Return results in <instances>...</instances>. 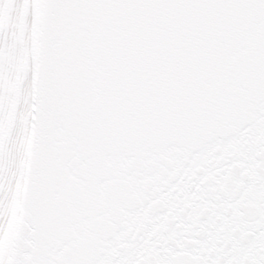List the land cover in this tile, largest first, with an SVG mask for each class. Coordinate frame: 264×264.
Instances as JSON below:
<instances>
[{
  "label": "snow or ice",
  "instance_id": "snow-or-ice-1",
  "mask_svg": "<svg viewBox=\"0 0 264 264\" xmlns=\"http://www.w3.org/2000/svg\"><path fill=\"white\" fill-rule=\"evenodd\" d=\"M0 264H264V0H0Z\"/></svg>",
  "mask_w": 264,
  "mask_h": 264
}]
</instances>
